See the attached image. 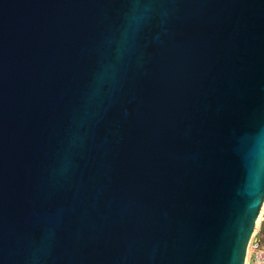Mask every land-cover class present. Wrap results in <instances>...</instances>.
Returning <instances> with one entry per match:
<instances>
[{
  "label": "water",
  "instance_id": "water-1",
  "mask_svg": "<svg viewBox=\"0 0 264 264\" xmlns=\"http://www.w3.org/2000/svg\"><path fill=\"white\" fill-rule=\"evenodd\" d=\"M264 203V0H0V264H244Z\"/></svg>",
  "mask_w": 264,
  "mask_h": 264
},
{
  "label": "built area",
  "instance_id": "built-area-1",
  "mask_svg": "<svg viewBox=\"0 0 264 264\" xmlns=\"http://www.w3.org/2000/svg\"><path fill=\"white\" fill-rule=\"evenodd\" d=\"M256 234L255 231L249 240L244 264H264V244Z\"/></svg>",
  "mask_w": 264,
  "mask_h": 264
},
{
  "label": "rangeland",
  "instance_id": "rangeland-1",
  "mask_svg": "<svg viewBox=\"0 0 264 264\" xmlns=\"http://www.w3.org/2000/svg\"><path fill=\"white\" fill-rule=\"evenodd\" d=\"M259 215L260 216L256 220V225H255L254 230L257 233L256 237H258L261 240V243L264 244V203H262Z\"/></svg>",
  "mask_w": 264,
  "mask_h": 264
},
{
  "label": "bare ground",
  "instance_id": "bare-ground-1",
  "mask_svg": "<svg viewBox=\"0 0 264 264\" xmlns=\"http://www.w3.org/2000/svg\"><path fill=\"white\" fill-rule=\"evenodd\" d=\"M259 216H260V215H258V217H259ZM257 219H258V218H257ZM254 231H255V230H254ZM254 231H253V232H254Z\"/></svg>",
  "mask_w": 264,
  "mask_h": 264
}]
</instances>
